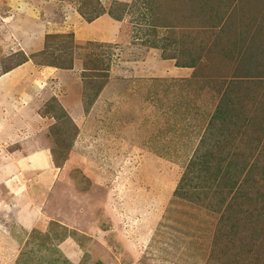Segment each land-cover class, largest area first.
Masks as SVG:
<instances>
[{
  "label": "rangeland",
  "instance_id": "obj_1",
  "mask_svg": "<svg viewBox=\"0 0 264 264\" xmlns=\"http://www.w3.org/2000/svg\"><path fill=\"white\" fill-rule=\"evenodd\" d=\"M103 12L127 39L87 41ZM47 19L68 31L27 56L12 31ZM28 59L31 82L0 94V264L47 253L40 228L17 224L29 212L43 233L53 221L80 232L84 248L53 242L74 264H264V0H0V73ZM205 151L222 172L235 163L238 184L195 174L204 186L176 195Z\"/></svg>",
  "mask_w": 264,
  "mask_h": 264
},
{
  "label": "crops",
  "instance_id": "obj_2",
  "mask_svg": "<svg viewBox=\"0 0 264 264\" xmlns=\"http://www.w3.org/2000/svg\"><path fill=\"white\" fill-rule=\"evenodd\" d=\"M21 15H22V17L28 16L25 13H22ZM28 18L32 19V20H35V22H39L40 20H42L43 17L41 15L39 18H36L35 16L33 17L32 15H29V17H27V18H20V16L18 15V21H20V19L21 20H25V19H28ZM51 20L52 19H47L44 22L43 26H41L40 28H38L37 30L32 31V32L31 31H26V30L24 31V30L19 29V28L17 30L14 29V31H12V35H13V37L15 35V39L20 38V36L23 33L26 34V36H27L26 45L25 44L22 45L23 46L22 50L25 52V54L30 52V51H32V50H36L37 46H38V50H42L43 47H44L42 42H43V39H45L47 34H58V33H65V31L66 32L68 31V30H66L64 28L63 22H53ZM80 20H83V19L82 18L79 19L77 17L76 20L73 21L74 24L71 26V28L73 30H74V27L76 25L82 26L83 24H85L84 22H82ZM16 22H17V20H15L14 24ZM99 22L101 23L100 29H102V30H98V33H97L98 35L93 37L92 40H87V41H91V42L92 41L111 42V40L114 39V40H117V41L121 42L120 40L128 38V35L125 32V28H121V29L119 28V27L123 26V22L120 21V20L114 19L108 13L102 14L95 21L87 23V25H88V27H92V26H95V25L98 26ZM64 23L67 24V21H65ZM120 25H122V26H120ZM85 26H86V24H85ZM231 35H233V32L229 33V36H231ZM229 36H228V38H229ZM87 38H89V37H87ZM228 38H227V40H228ZM77 39H79L78 36H77ZM26 55L28 56L29 54H26ZM13 66L14 67H12L13 68L12 70L6 71V73L4 71L2 73H0V87H1L0 94H3V91L5 90V87L9 83L8 79H9L10 82L15 83L16 86H19V84H22L24 82H26V83L31 82V77H33V76H31V73L32 72L36 73L35 71H36V68H37V65L31 59H28L22 65L21 64L20 65L16 64V66L15 65H13ZM25 67H30L31 68V71L28 73V76L25 75L26 72H22L21 71V69H23ZM46 67H48L49 69L53 68L55 70H58L56 67H50V66H46ZM47 71H49V70H47ZM31 92H32V90L30 88L21 87L20 92L19 93L16 92V96H17L16 98L18 99V101H20L22 99H24L23 101H25L27 99L25 97L26 94H28V96L30 97ZM79 100H81V97H80ZM24 104H23V106H24ZM25 127H27V126L25 125ZM25 130L28 131V129H25ZM1 131H2V129H1ZM7 133H6V141H11V142L12 141H14V142L15 141H19V137H20L19 130L17 132H15V135L12 136V138H10V135H7ZM13 143H11V144H13ZM3 146H5V145L3 144ZM43 151H46V150L43 149ZM50 153L51 152H49V154ZM44 157H46V154L43 152L41 157L39 159L35 160L34 163L37 162V163H39L41 165V169L48 170L47 161L45 160ZM48 160H49L48 162L50 164L51 161H50L49 157H48ZM15 168H17V167H15ZM20 168H23V165L18 167L17 173L20 171ZM17 177H19V178L23 177L24 178L25 175L22 174V175H19ZM20 202H21L20 206L24 207L25 203L22 202V201H20ZM19 209L23 210L20 207H18L17 210H19ZM25 209H30V208L26 207V208H24V210ZM15 218H16L17 224L22 225V227H25L27 229L33 228V227H38V228H40L39 230L42 231L41 228L46 224V220L45 219H43V218L41 219V216H39V215L34 217L33 214L30 213V212L28 214L24 215V217L23 216L20 217L19 214H18V216L16 215ZM25 218H29V219L31 218L30 220L32 222L31 223L27 222V220ZM39 223H41V224H39Z\"/></svg>",
  "mask_w": 264,
  "mask_h": 264
},
{
  "label": "trees",
  "instance_id": "obj_3",
  "mask_svg": "<svg viewBox=\"0 0 264 264\" xmlns=\"http://www.w3.org/2000/svg\"><path fill=\"white\" fill-rule=\"evenodd\" d=\"M104 13H106V12H103L102 14H104ZM101 15H99V16H101ZM109 15L112 16L113 18H115L116 20H120V19L116 18L110 12H109ZM99 16H97L96 18H98ZM60 35H62V34H47L45 38H46V40H48L52 37H57ZM190 67H192V66H190ZM12 69L13 68L11 67V68L7 69V71H10ZM220 113L219 114L213 113L212 117L215 118V117L219 116ZM225 152H226L225 149L223 151L222 150L219 151L220 154H224ZM206 154H212V152H206L205 151L204 155L202 152H200V153L198 152L196 154V156L194 158H192L191 163H189V165H188L187 172H185V174L183 175V177L180 181V184H179V186L175 192L176 195H178L180 197L188 195L184 191L188 185H192V186H190V189L195 188V190L198 189V187H199L198 184L204 186V183H198L197 182L196 185L193 184V182H194L193 179L196 177L195 174H197L199 177H202L203 180L207 176L211 175L212 178L214 179V181L216 182L215 184L217 185V187L219 186L220 187L219 189H221V190L226 189L227 187H228V189L233 190L235 188V186L238 184V183H236L237 179L233 182V175H235L237 173V171H240V169L236 168L235 163H233V162L226 163V169L222 172L221 161L218 164H215L214 166H212L211 163L207 159L203 160V158ZM204 169L206 171L205 172L206 175L200 174V173H204ZM220 176H223L224 178H221ZM226 177H229V180H226L225 179ZM189 194H191V193H189ZM51 225H52V227L50 226V229L46 233H43L37 229L33 230V233H35L33 237L35 238V236H37V241H36L35 245H38L39 248L41 247L43 252H47V253H45L43 256H41V255L33 252L32 255L34 257H32L31 260H28L27 264H32V263H34V264H43V263H46V264H74L65 255V253L62 252V250L60 248H58L57 245H54V243H53L54 241L63 242L68 237H72L75 240L77 239L78 244L84 248L85 245L83 243H81V241H79L78 237L75 236V234H77V233H78V235L80 234V232L78 230L70 229L68 226H66V225H64L58 221H53V223ZM54 226L57 228H60L62 230L68 231V232L70 231V234H68L67 237H64L65 234L56 233L53 237L52 233L54 230ZM56 239L59 241H57ZM59 243H58V245H59ZM53 251L55 253H53ZM37 255H38V259H36Z\"/></svg>",
  "mask_w": 264,
  "mask_h": 264
}]
</instances>
